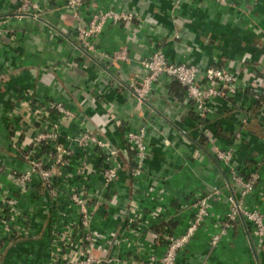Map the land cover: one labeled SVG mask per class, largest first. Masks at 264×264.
<instances>
[{
	"label": "crops",
	"instance_id": "0c3cea01",
	"mask_svg": "<svg viewBox=\"0 0 264 264\" xmlns=\"http://www.w3.org/2000/svg\"><path fill=\"white\" fill-rule=\"evenodd\" d=\"M34 1L40 8L39 18L16 19L11 15L19 0H0V18H6L4 25L12 29L0 34V70L5 74L0 80V159L7 168H28L22 153L37 134L51 130L54 119L58 118L57 132L64 141L66 136L91 129L121 149L122 168L110 190L102 189L97 173L87 180L76 176L82 153L69 143L74 148L71 161L56 179L60 190L69 183L83 184L85 194L94 201L103 196L96 203L92 227L105 234L115 232V236L111 246L93 250L96 256L142 260L150 249L160 255L164 245L155 233L163 229L182 233L194 199L219 189L220 196L208 199L203 225L178 252L175 264H264V245L244 219L232 222L215 246L208 243L210 234L220 229L228 208L225 195L233 185L202 133L203 127L209 128L217 144L227 148L233 133L241 131L242 141L234 154L239 168L257 167L260 172L246 203L257 204L264 213V92L259 90L255 98L251 89L257 76L264 77V0L246 12L240 9L245 10L252 0H232L230 6L186 0L177 7L174 0H83L79 18L64 0ZM97 8L128 10L134 17L129 23L107 22L96 37V52L86 54L75 38V27L85 25ZM122 47L127 49L128 60H111L110 55ZM154 48L162 49L171 62L238 70L242 83L227 98H212V111L202 119L185 98L184 87L165 74L140 103L128 87L145 74L139 60ZM250 53L252 59L241 61ZM53 102H61L74 116L64 117L46 107ZM142 125L147 155L142 173L133 178L129 170L134 151L123 138L126 130L136 131ZM50 146L43 144L38 154L50 157ZM89 150V159L100 168L99 152ZM0 176L12 188L30 225L28 236L4 242L1 264H43L51 247L53 212L74 215L75 210L66 206L61 195L54 208L37 174L25 193L5 174ZM133 201L141 212L138 222H129L135 211Z\"/></svg>",
	"mask_w": 264,
	"mask_h": 264
},
{
	"label": "built area",
	"instance_id": "2783aa9c",
	"mask_svg": "<svg viewBox=\"0 0 264 264\" xmlns=\"http://www.w3.org/2000/svg\"><path fill=\"white\" fill-rule=\"evenodd\" d=\"M64 1L71 14L75 18H79V10L83 5V0ZM182 1L186 0H174L173 6H179ZM213 1L223 6L232 5V0ZM258 1L260 0H252L249 6L244 8L245 10H240L246 12ZM39 11L40 8L36 1L19 0L11 16L16 19L24 17L38 19ZM133 17V12L128 10L97 8L85 25L75 27V38L83 53L92 54L96 52V37L107 22L113 24L129 23L133 20ZM5 22L6 18H0V34L12 31L11 28L4 25ZM110 58L113 61L128 60L126 47L114 51ZM247 59H252L251 53L243 55L241 61ZM139 62L144 68L145 74L137 82L130 83L128 87L138 102L142 103L146 100L152 84L160 75L165 74L184 87L185 98L192 102L198 119L204 118L212 111L209 103L212 98H227L242 83L240 71L238 70L219 65L200 67L193 63L171 62L160 48H154L148 56L141 58ZM4 76V72L0 70V80ZM257 78L258 82L251 86L255 98H258L259 90L264 92V77L257 76ZM46 107L54 108L58 114L64 117L74 116L73 111L65 108L61 102H53ZM242 122H245V119ZM51 126V130L37 134L30 148L23 150L22 159L28 163V168L25 170L7 168L0 159V175L5 174L8 181L20 193L27 191L33 174H37L54 208H56V203L61 195L66 206L75 210L74 215H69L67 211L63 210L53 212L49 228L51 247L47 260L43 264H101L112 263L113 261H116L117 264H124L126 261H128V264H175L178 252L186 247L195 231L203 225L208 214V199L212 196H220V190L216 189L211 194L200 195L194 199L192 215L182 233L174 234L167 229L155 233V239L164 245L160 255L150 249L146 258L142 260H135L134 258L122 260L120 257L96 256L93 250L102 248L103 245L107 244L111 246L115 236V232L105 234L92 227V220L97 208L96 203L103 200V196H97L94 201L91 196L85 194L86 189L83 184L69 183L64 190H60L58 186L53 187L51 178L55 173L58 175L69 166L74 151L73 147H77L82 154L75 170L76 176L87 180L92 173H97L101 179L102 189L107 192L122 168L119 159L121 149L114 146L110 140L88 128L77 135L66 136L67 142L60 138V133L57 132L59 128L58 118L52 121ZM53 128L55 130L52 131ZM202 133L211 144L210 149L214 157L227 168L233 185L232 190L225 195L228 208L224 218L219 222L220 229L210 234L209 245L211 247L215 246L221 234L225 233L232 222L239 219H244L251 224L259 244L264 245V213L257 204L249 206L246 203V198L253 194L258 184L259 169L254 167L251 170L242 171L234 157L235 146L240 145L242 141L241 131L233 133L232 145L227 148H221L217 144V138L209 128L203 127ZM145 134L146 128L144 125L136 131L126 130L124 134L125 146L134 151L133 166L129 170V174L133 178L139 177L144 169L147 155ZM45 143L51 145L49 148L50 157L46 159L38 154L42 150L41 146ZM13 148L15 149L16 145ZM89 148H94L99 152L102 163L100 168H97L89 159ZM109 197L112 200L115 196L111 193ZM131 203V206H135V211L133 217L129 218V222H138L141 212L136 209L134 201ZM120 212H123V210H120ZM29 232V219L12 194V188L6 186L0 180V264L4 254V242L21 239L28 236Z\"/></svg>",
	"mask_w": 264,
	"mask_h": 264
},
{
	"label": "rangeland",
	"instance_id": "374dc122",
	"mask_svg": "<svg viewBox=\"0 0 264 264\" xmlns=\"http://www.w3.org/2000/svg\"><path fill=\"white\" fill-rule=\"evenodd\" d=\"M56 175H57V174L55 173V175L52 176V178H51V181H52V183H53V187L57 186V184H58L57 179H56Z\"/></svg>",
	"mask_w": 264,
	"mask_h": 264
},
{
	"label": "trees",
	"instance_id": "16d2710c",
	"mask_svg": "<svg viewBox=\"0 0 264 264\" xmlns=\"http://www.w3.org/2000/svg\"><path fill=\"white\" fill-rule=\"evenodd\" d=\"M175 83H177V82H175ZM178 84V83H177ZM179 85V84H178ZM258 98H259V94H258ZM130 149V148H129ZM132 167V166H131Z\"/></svg>",
	"mask_w": 264,
	"mask_h": 264
}]
</instances>
